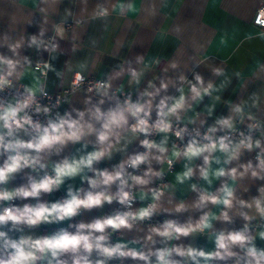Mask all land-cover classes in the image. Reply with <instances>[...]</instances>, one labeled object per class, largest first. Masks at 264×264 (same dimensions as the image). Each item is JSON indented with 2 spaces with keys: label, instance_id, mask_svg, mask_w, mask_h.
Wrapping results in <instances>:
<instances>
[{
  "label": "clouds",
  "instance_id": "1",
  "mask_svg": "<svg viewBox=\"0 0 264 264\" xmlns=\"http://www.w3.org/2000/svg\"><path fill=\"white\" fill-rule=\"evenodd\" d=\"M133 8L119 3L112 11L126 15ZM109 14L97 5L92 17ZM254 23L264 29V8ZM54 31L47 40L44 29L26 42L9 43L5 37L12 55L0 53V264H264V247L257 244L264 241V185L250 199L236 191L246 177L264 181V120L252 111L261 98L254 94L228 102V114L208 123L197 107L207 98L206 114L212 117L221 101L218 93L230 81L206 84L198 72L193 79L184 73L146 79L160 61L149 65L137 56L86 89L88 64H68L71 91L82 92L83 100L81 107L72 104L61 111L67 98L53 103L47 91L49 71L64 75L50 61L58 55L57 38H65V29ZM25 46L46 52L49 60L34 64L20 55ZM179 66L173 61L162 71ZM212 71L224 75L221 69ZM27 77L31 83L18 87ZM124 78L128 92L114 86ZM133 143L142 150L129 153ZM251 153L255 163L241 162ZM177 164L182 171L166 182V173ZM17 177L24 182L14 184ZM77 178L80 186H68L63 198H47ZM184 185L196 193L194 200H176L178 186ZM113 203L119 207L110 214L77 219ZM183 214V221L167 218ZM161 215L166 218L152 223ZM237 218L243 222L238 229L215 228L216 222L231 225ZM51 224L66 226L38 233ZM127 233L142 235L126 239ZM198 237L212 247L193 243Z\"/></svg>",
  "mask_w": 264,
  "mask_h": 264
},
{
  "label": "crops",
  "instance_id": "2",
  "mask_svg": "<svg viewBox=\"0 0 264 264\" xmlns=\"http://www.w3.org/2000/svg\"><path fill=\"white\" fill-rule=\"evenodd\" d=\"M263 2L264 0H57L53 3L52 0H0V53L12 55L4 43L5 37L9 43L21 38L26 42L29 36L39 35L41 29H44L43 39L47 40V37L51 39L55 35V27L61 26L66 35L64 39L57 38L58 55L50 62L56 71L64 75L58 78L54 71H49L47 90L50 92L59 91L70 83L72 75L67 71L68 64L75 66L86 62L88 68L85 75L104 79L105 74L113 72L125 60L134 63L137 56H142L149 65H153L156 60L160 61L151 68L146 79L157 76L161 79L166 76L175 78L179 73L193 79L192 73L198 72L206 84L208 81L217 85L222 81H230L218 93L221 101L217 103L212 117H207L206 114L205 106L211 102L207 98L197 107L196 111L202 113L201 118H207L208 123H212L220 115L228 114V102L249 100L254 94L261 98V103L252 111L257 119L264 120V36L261 35L264 29L254 23L256 11ZM119 3H132L134 8L126 15H121L119 9L112 11L113 6ZM97 5L108 8L109 16L93 18L92 12ZM20 55H27L33 63L49 60L46 52L26 46L20 49ZM173 61H179L180 66L176 69L169 68L165 74L162 69ZM214 68L221 69L224 75H215L212 71ZM20 82L31 83V78L27 77ZM119 85H123L124 91H130L126 78L114 83V86ZM67 100L68 103L59 106L61 111L72 104L81 107L83 93H70ZM78 147L80 146H70L65 154ZM138 149L139 144L133 143L128 151L137 152ZM88 150H91V146ZM254 156L255 153L245 154L241 162L253 159L255 163ZM119 159L120 156H117L111 163L114 164ZM99 166L110 168L111 164L102 163ZM180 171L182 164H177L168 172L167 182H174ZM23 182V177H17L13 183ZM218 183L214 182L213 187L218 186ZM262 185L264 181L246 177L237 184V195L250 199L257 195ZM68 186L79 187V179L68 181L60 191L47 198L60 199L59 195L65 196ZM195 198L196 193L189 192L187 185L178 186L177 201L184 199L190 202ZM117 207L115 203L105 205L103 209L84 212L77 219L91 220L102 214H110ZM186 216L187 214H183L167 218L183 221ZM242 223L237 218L231 225L216 222L215 228L238 229ZM254 223L259 224L260 221ZM65 226L66 224L44 225L37 231L51 233ZM134 235L142 233H127L125 238L131 239ZM193 243L212 247L205 238L198 237ZM257 244L264 247V241L258 239ZM125 264L133 262L125 261Z\"/></svg>",
  "mask_w": 264,
  "mask_h": 264
},
{
  "label": "built area",
  "instance_id": "3",
  "mask_svg": "<svg viewBox=\"0 0 264 264\" xmlns=\"http://www.w3.org/2000/svg\"><path fill=\"white\" fill-rule=\"evenodd\" d=\"M261 8H264V2L260 5V7L257 9V11H256V14H255V17H256V15H257V13H258V11L261 9ZM255 17H254V21H255ZM48 39H49V37H47ZM36 62H39V60L38 61H36ZM35 62V63H36ZM34 63V64H35ZM85 77H86V80H85V83L82 85V88H87L88 87V84L90 83V82H94V81H96V80H100L99 78H94V77H91V76H88V75H85ZM72 80V79H71ZM21 85H23V83L22 82H19V84H18V87L19 86H21ZM48 91V93H49V96L51 97V102H55L58 98L59 99H61L62 101L65 99V98H67L68 99V96L70 95V93H72V91H71V81H70V83L67 85V86H64V87H62L59 91H56V92H50L49 90H47ZM125 92H127V91H125ZM49 101L47 100V99H45L44 100V103H48ZM63 103V102H62ZM61 103V104H62ZM142 149L139 147V149H138V151H141ZM167 174L168 173H166V176H165V181L167 182ZM157 183L159 184V183H161L160 181H157ZM64 197V195H62V194H60L59 195V198L61 199V198H63ZM118 207H119V205H118ZM162 220H164L163 219V217L162 216H160V217H156V218H154L153 219V221H152V223H157V222H160V221H162Z\"/></svg>",
  "mask_w": 264,
  "mask_h": 264
}]
</instances>
